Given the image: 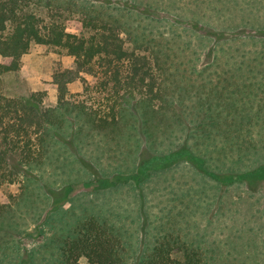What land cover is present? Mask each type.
I'll return each instance as SVG.
<instances>
[{
	"label": "rangeland",
	"instance_id": "obj_1",
	"mask_svg": "<svg viewBox=\"0 0 264 264\" xmlns=\"http://www.w3.org/2000/svg\"><path fill=\"white\" fill-rule=\"evenodd\" d=\"M102 1L110 4L106 11H115V17L130 28L129 35H122L129 48L134 45L131 37L142 38V32L156 41L158 35L175 37V48L181 46L185 55L174 53L184 62L194 57L198 70L214 69L213 54L208 52L214 42L209 37L212 34L223 39L216 52L215 67L220 72L231 68L233 49H262L253 34L264 32V0H30L45 19L55 15L73 33L81 28L80 6ZM117 7L122 8L118 11ZM72 67L73 57L64 51L33 44L22 57L20 70L1 77L0 92L6 97L28 98L43 91V106L55 107L58 93L52 75L56 68ZM184 73L177 75L195 77ZM173 80L175 94L178 89L174 86L185 83H176V77ZM85 85L80 80L69 84V95L87 100L86 95H78ZM90 95L88 104L104 103L97 89ZM185 104L183 100L177 111H183V118L187 117L183 121L192 129V114L184 112ZM71 121L73 134L65 129L63 143L51 145V156L41 168H27L23 175L14 176V183H0V205H11L0 214V257L4 251L10 252L5 247L16 240L24 261L57 264L63 239L84 216L95 214L120 232L124 257L130 262L158 237L174 233L199 248L211 263L264 264V248L256 247L258 236L264 233L254 232L264 228V184H258L252 194L248 189L254 176L240 181L234 178L259 168L256 166L264 157V143L259 146L263 136L252 137L250 151L240 152L239 160H234L233 137L223 133L214 138L211 134L210 140L204 128L189 139L187 130L180 132L181 128L177 131L169 124L148 144L143 137L128 138L126 131L103 134L90 130L84 120ZM171 135L180 136L177 143H187L189 151L202 158L200 167L165 157L179 147L170 144ZM246 155L249 161L243 159ZM208 173H218V177ZM10 256L1 264H12Z\"/></svg>",
	"mask_w": 264,
	"mask_h": 264
},
{
	"label": "trees",
	"instance_id": "obj_2",
	"mask_svg": "<svg viewBox=\"0 0 264 264\" xmlns=\"http://www.w3.org/2000/svg\"><path fill=\"white\" fill-rule=\"evenodd\" d=\"M109 5L105 1L99 5H81L78 10L81 28L79 33H73L55 15L45 19L31 6L30 0H0V80L3 75L20 70L21 59L33 44L46 45L73 57L72 68H56L52 75L58 93L55 107L43 106V91L34 92L28 98L6 97L0 92V183H14L25 169L41 168L51 156V145L62 142L65 129H71L73 134L71 120H84L90 130L103 134L118 135L126 131L128 138L143 137L148 144L154 143L156 132L169 124L177 131L178 128L182 129L180 132L187 130L189 139L202 128L209 139L211 134L214 138L223 133L232 137L231 86L246 82L236 80L231 68L220 72L215 67L217 45L223 39L209 35L214 39L208 50L213 54L214 69L198 70L194 57L184 62L174 53L180 51L185 55L181 46L175 48V37L158 35L156 41L142 32V38L131 37L134 45L129 48L122 35H129L130 28L115 17V11L105 10ZM181 71L184 75L186 71V76L194 75V79L177 75ZM84 75L92 77V82ZM174 77L176 83H185L174 86L178 89L175 94L171 90ZM77 80L88 84L78 93L86 95L87 100H76L69 95L68 85ZM240 87L237 85L235 89L241 90ZM93 89L104 96L103 104L87 103ZM183 100L184 104L188 101L184 112L192 114V129L183 121L187 119L183 118V111H177ZM177 136L169 137L171 145L179 144L181 137ZM188 146L179 144L176 151L165 157L174 163L184 160L200 167L202 158L193 155ZM208 174L218 177V173ZM251 176L264 177V165L234 178L240 181ZM10 206V203L0 205V214L4 215ZM5 248L10 252H3L0 264L9 254L12 264H31L30 258L23 260L24 254L16 240H11ZM59 252L57 264H214L205 260L199 248L174 233L158 237L130 262L124 257L126 249L120 232L95 214L84 216L77 223L61 242Z\"/></svg>",
	"mask_w": 264,
	"mask_h": 264
},
{
	"label": "crops",
	"instance_id": "obj_3",
	"mask_svg": "<svg viewBox=\"0 0 264 264\" xmlns=\"http://www.w3.org/2000/svg\"><path fill=\"white\" fill-rule=\"evenodd\" d=\"M253 35L263 44L261 51L255 49L251 52V49L248 48L246 50L243 49L234 52L235 49H233L230 57L232 65L231 73L233 77L236 80L241 79V81L246 82L232 83L231 86L232 103L230 131L234 139V146L231 148L232 152L235 151V153L232 154V159L234 160H239L240 152L250 151V147L254 145V143H252V137L254 140L255 137L263 136L262 142L259 141V146L264 143V34ZM252 46L256 48L255 44ZM237 85H241V90L235 89ZM245 158L249 161L248 155L243 159ZM263 165L264 157L259 160V164L256 168ZM250 184L251 187L248 191L254 194V190L258 187V184H264V177L260 179L253 178ZM254 232L264 233V228L261 230L255 229ZM258 240L259 242L256 247L264 248V234L262 236L259 235Z\"/></svg>",
	"mask_w": 264,
	"mask_h": 264
}]
</instances>
